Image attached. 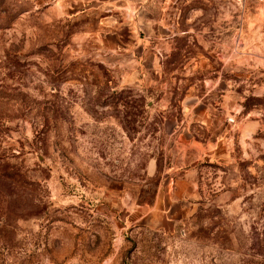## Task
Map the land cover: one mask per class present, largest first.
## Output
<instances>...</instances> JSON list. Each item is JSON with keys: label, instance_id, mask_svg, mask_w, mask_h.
Wrapping results in <instances>:
<instances>
[{"label": "rangeland", "instance_id": "rangeland-1", "mask_svg": "<svg viewBox=\"0 0 264 264\" xmlns=\"http://www.w3.org/2000/svg\"><path fill=\"white\" fill-rule=\"evenodd\" d=\"M134 1L0 0V264H264V0Z\"/></svg>", "mask_w": 264, "mask_h": 264}, {"label": "crops", "instance_id": "crops-1", "mask_svg": "<svg viewBox=\"0 0 264 264\" xmlns=\"http://www.w3.org/2000/svg\"><path fill=\"white\" fill-rule=\"evenodd\" d=\"M134 3H135V1L133 0V3H132V5H134ZM120 8H124V7H116V9H120ZM124 9H126V11H128L129 10V8L128 7H125ZM136 9V8H135ZM132 20H133V22H135L136 23V20H138V19H141L140 18V16H139V13H138V11L136 12L137 14H135V10H134V8H132ZM114 10L112 9V10H109V11H107V12H113ZM125 11V15H126V17H128V18H130L129 17V15H128V12H126ZM109 13L108 14H106V20H109L110 19V17L109 16H111V15H109ZM104 19V18H103ZM149 22V24H151L152 23V21H148ZM115 23V22H114ZM137 25V24H136ZM118 29V28H117ZM103 32H105V31H103ZM181 33H183V31L181 32ZM105 34L107 35V34H111V35H113V36H115L116 38H117V40L119 39V34H118V31H116V26H115V24H111V27H108L107 28V30H106V32H105Z\"/></svg>", "mask_w": 264, "mask_h": 264}]
</instances>
